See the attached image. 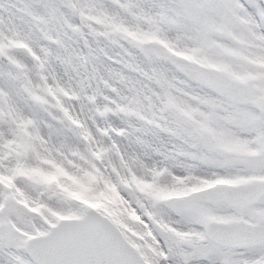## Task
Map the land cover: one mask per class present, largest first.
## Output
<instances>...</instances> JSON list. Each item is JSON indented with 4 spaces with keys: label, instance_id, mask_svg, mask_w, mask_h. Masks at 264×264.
<instances>
[{
    "label": "snow or ice",
    "instance_id": "6c2138e0",
    "mask_svg": "<svg viewBox=\"0 0 264 264\" xmlns=\"http://www.w3.org/2000/svg\"><path fill=\"white\" fill-rule=\"evenodd\" d=\"M0 264H264V0H0Z\"/></svg>",
    "mask_w": 264,
    "mask_h": 264
}]
</instances>
